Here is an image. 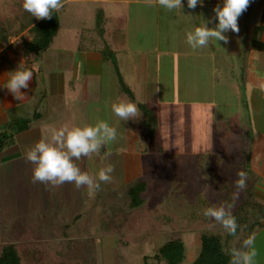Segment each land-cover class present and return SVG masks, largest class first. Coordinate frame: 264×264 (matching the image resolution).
<instances>
[{
    "label": "rangeland",
    "instance_id": "rangeland-1",
    "mask_svg": "<svg viewBox=\"0 0 264 264\" xmlns=\"http://www.w3.org/2000/svg\"><path fill=\"white\" fill-rule=\"evenodd\" d=\"M157 1L151 0L146 8L143 5L142 33L128 35L127 44L137 42L141 52H134L135 48L124 50L122 40L119 49L112 46L114 53L107 64H94L87 60L86 51L78 49L79 41L83 38L85 42L90 36L100 40L105 35L91 32L93 18L78 19L77 10L86 12L84 4L61 0L65 5L56 10L59 20L56 36L33 66L35 88L28 104L29 115L40 117L23 134L27 136L23 138L25 144L15 139L14 145L0 152V249L24 242L21 239L28 236L31 249L43 246L45 254L36 257V261H25L20 252L22 264H45L55 248L65 256L73 255L69 247L77 242L83 256L95 264H164L155 261L152 255L159 246L176 237L185 243L187 258L183 262L188 264L199 254V233L218 232L219 227L187 230L179 216L164 214L165 219L162 209L159 214L144 210L139 216L143 221L133 223L131 231H125L128 235L99 232L102 222L114 225L117 214L134 217L129 215L132 210L127 192L139 181L146 183L142 206L162 205L155 199L159 189L153 188L152 179L159 166L176 170L177 166L168 162L171 150L188 155L199 150L237 152L236 118L241 105L237 88L241 82L238 75L226 71L229 60L224 42L209 43L206 50L189 48L186 33L193 30L194 20L186 18L185 8L167 11ZM114 9L116 6L110 4L109 10ZM204 10L199 11L200 21ZM30 38L25 29L9 34L0 43V56L10 53L25 59L28 55L20 47ZM146 45L155 46V50L145 51ZM87 47L91 48L88 43ZM120 87L127 97L124 102L142 104L155 113L156 129L147 130L137 124L128 127L114 115L111 105L122 102L116 99ZM2 120L5 118L0 114V126ZM100 121L116 129V140L101 144L95 153L70 160L94 181L100 169L111 165L109 181L100 182L99 189L89 194L84 185L77 189L69 182L53 186L32 180L35 165L26 160V150L44 142L66 151L63 138L59 144L52 140L56 130L95 126ZM236 250L237 245L227 252L232 257Z\"/></svg>",
    "mask_w": 264,
    "mask_h": 264
},
{
    "label": "trees",
    "instance_id": "trees-1",
    "mask_svg": "<svg viewBox=\"0 0 264 264\" xmlns=\"http://www.w3.org/2000/svg\"><path fill=\"white\" fill-rule=\"evenodd\" d=\"M22 2L23 0H0V43H3L9 34L25 29L31 38L29 41H23L20 49L25 55L32 54L34 60L37 61L39 56L50 47L56 36L59 27L57 11H53L48 19L37 20L22 8ZM93 20L91 32L96 33L97 31L105 36L100 40L95 39V36L88 37L86 40L91 48L86 47L81 38L82 42L79 41L78 49L97 52L101 57V62L107 64L110 54L114 53L112 46L118 49L122 46L123 25L118 29L115 28L112 24L113 19L105 16L101 9L95 10ZM116 99L122 102L127 99L123 88H117ZM136 107V116L124 123L128 127L137 124L147 130L156 129L155 113L146 109L142 104H137ZM38 118L39 114H34L26 119L10 121L0 127V152L14 145L15 136L28 130L29 125ZM167 157L168 162L177 166L176 170L159 166L152 179L153 188L159 189L155 199L162 205L151 208L142 206V194L146 183L139 181L127 192L129 207L132 210L129 215L134 217L124 218L117 214L113 218L114 225L110 226L102 222L99 232L103 235L113 233L117 235V232L128 235L125 231L130 232L136 221H143L139 216L144 214V210L149 211L150 209V212L154 210L159 214V210L162 209L161 214L165 219L164 214L177 215L187 230L196 231L205 227H219L216 233H199L200 251L191 264H228L231 257L227 252L228 248L238 246L243 229L257 220L262 212V207L253 201L250 193L249 181L252 179L247 141L240 136L236 153L199 150L188 155L171 150ZM241 172L245 174V187L236 195L235 182L239 179L238 174ZM209 207L223 208L226 213L234 216L237 224L236 232L229 234L226 229H220L222 226L218 221L205 217L203 211ZM181 239V237H176L165 242L155 250L152 258L164 264H181L185 258V246ZM21 240L24 242L17 241V243L8 244L0 249V264H22L23 259L20 258V252L24 254L25 261H36L38 256L45 257L43 246L31 249V239L28 236ZM73 244L70 246L74 247H69L74 251L73 255L65 256L61 250L55 248L50 251L51 255L44 263L95 264L94 261L83 256L77 245L78 242Z\"/></svg>",
    "mask_w": 264,
    "mask_h": 264
},
{
    "label": "crops",
    "instance_id": "crops-1",
    "mask_svg": "<svg viewBox=\"0 0 264 264\" xmlns=\"http://www.w3.org/2000/svg\"><path fill=\"white\" fill-rule=\"evenodd\" d=\"M64 1L69 4L72 2L74 3V1L80 2L82 5L84 4L83 8L86 9V12L83 13L77 10L76 14L78 19L84 18L87 21L90 18L94 19L96 9H101L105 16L107 15L113 19L112 24L115 28L118 29L123 25V40H125L123 43V45H125L124 50L130 51L135 48L136 50H133L134 52H141L142 48H140L137 42L135 43L137 45L132 44V42H128L127 44V39L130 33L138 35L142 33L141 30H144L143 5L145 8L147 4L151 5V0H143L144 2L140 0H122V2L121 0ZM110 4L116 6V10H109ZM222 4L223 0H207V2H203L202 5H197L193 9H188L185 0H181V7L185 8L184 10L186 14H188L186 18L194 20V28L202 26L203 21L207 28H214L215 19L213 9L217 6H222ZM64 5L65 4L62 6ZM203 8L205 9L202 14L203 20L200 21L199 11ZM145 11L148 14L147 10ZM191 12H194V15H191ZM237 25V32L233 33L229 31L225 33L228 39L227 43H223V49L227 60H229L225 67L227 72H230L234 76L238 75L241 82L239 84L240 86L238 85L237 88V98H239V103L241 104L236 118L237 146L239 147L240 136L248 143V161L252 179V183L250 182V193L253 201L262 207V212L257 220L243 229L240 235L238 250L236 251L237 253L247 251L243 246V240L252 236L254 237L253 247L256 250L255 264H264V0H249L246 10L238 17ZM131 26L134 27L133 30H131ZM84 40L85 42H83L87 47V40ZM209 43L212 44L211 41ZM189 48L191 47L189 46ZM146 49L155 50V46L146 45L144 50L147 51ZM200 49L206 50V46L200 47L199 50ZM81 52H84V50ZM86 52L89 63L95 64L101 62V57L97 52ZM26 55L28 56H25V59L16 57L14 54L10 53L3 57L0 56V114H3L5 118V120H2L4 122L0 127L17 118L30 117L28 104L35 88L33 66L36 61L33 57H30L32 54ZM28 57L29 59H27ZM16 65L19 66L17 69H27L32 72V78L27 82V89H20L23 97L18 99H15L7 88L4 87L10 77V72L17 70L15 68ZM27 131L28 130L15 136L18 143L25 144L27 136L23 134ZM23 138L25 139L23 140ZM17 141H15L14 144ZM186 249L185 246V258H187ZM231 258L234 257L232 256L230 259ZM192 261L188 264H191ZM182 263L184 264V262ZM228 264H230V260Z\"/></svg>",
    "mask_w": 264,
    "mask_h": 264
},
{
    "label": "clouds",
    "instance_id": "clouds-1",
    "mask_svg": "<svg viewBox=\"0 0 264 264\" xmlns=\"http://www.w3.org/2000/svg\"><path fill=\"white\" fill-rule=\"evenodd\" d=\"M159 5L172 11L181 8V0H158ZM188 9H193L197 5H202L203 0H185ZM249 0H223L222 6L213 9L216 21L214 28H207L204 24L195 27L186 33V43L193 49L204 47L209 42L222 41L227 43L228 37L225 33L238 31L237 20L241 13L246 10ZM22 8L31 17L48 19L52 12L62 7L61 0H23ZM32 78V72L27 69H17L10 72V77L4 87L13 95L15 99L23 97L20 89H27L28 81ZM111 110L115 116L127 121L137 114V107L132 102H119L111 105ZM63 138V147L66 151H60L56 147L44 142L36 143L31 149L26 150L25 158L29 163L35 165L32 171V180L42 184L47 183L58 186L65 182L72 183L79 189L81 185L87 187L91 194L99 189L100 182H107L111 179L112 166L106 165L100 169L94 181L87 173L76 168L70 157L79 159L89 153L99 150L101 144H110L117 138L116 129L110 127L106 122L100 121L95 126L73 127L65 131L63 128L56 130L52 140L58 144ZM239 179L235 182L237 193L245 187V174L239 173ZM205 217H211L218 221L229 234L235 233L237 224L235 217L226 213L223 208H206L203 211ZM254 237L249 236L243 240V246L247 251L233 253L230 264H255L256 250L253 247Z\"/></svg>",
    "mask_w": 264,
    "mask_h": 264
}]
</instances>
